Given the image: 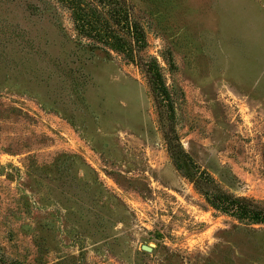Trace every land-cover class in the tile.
I'll list each match as a JSON object with an SVG mask.
<instances>
[{
  "label": "rangeland",
  "instance_id": "obj_1",
  "mask_svg": "<svg viewBox=\"0 0 264 264\" xmlns=\"http://www.w3.org/2000/svg\"><path fill=\"white\" fill-rule=\"evenodd\" d=\"M126 1L195 167L264 205V0ZM0 264H264V224L173 165L143 71L49 0H0Z\"/></svg>",
  "mask_w": 264,
  "mask_h": 264
},
{
  "label": "trees",
  "instance_id": "obj_2",
  "mask_svg": "<svg viewBox=\"0 0 264 264\" xmlns=\"http://www.w3.org/2000/svg\"><path fill=\"white\" fill-rule=\"evenodd\" d=\"M49 1L54 3L57 10L70 13L83 46L92 50L116 52L143 71L158 110L172 163L183 177L194 184L207 203L213 209L241 222L264 224V205L222 190L209 175L195 167L183 149L174 125L172 93L167 87L158 59L143 54L148 47L147 35L143 25L134 18L133 7L126 0ZM163 59L170 70H175L171 52H165Z\"/></svg>",
  "mask_w": 264,
  "mask_h": 264
},
{
  "label": "water",
  "instance_id": "obj_3",
  "mask_svg": "<svg viewBox=\"0 0 264 264\" xmlns=\"http://www.w3.org/2000/svg\"><path fill=\"white\" fill-rule=\"evenodd\" d=\"M145 249L148 250V251L150 250V248H147V247H145Z\"/></svg>",
  "mask_w": 264,
  "mask_h": 264
}]
</instances>
